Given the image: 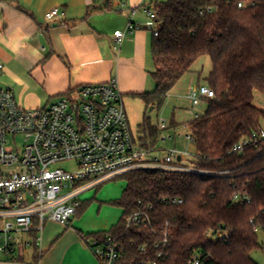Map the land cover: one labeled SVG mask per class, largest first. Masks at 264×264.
Here are the masks:
<instances>
[{
	"label": "trees",
	"instance_id": "16d2710c",
	"mask_svg": "<svg viewBox=\"0 0 264 264\" xmlns=\"http://www.w3.org/2000/svg\"><path fill=\"white\" fill-rule=\"evenodd\" d=\"M212 4L168 0L155 5L160 28L152 42L151 76L156 90L132 95L146 105L138 137L143 148H156L163 132L151 123L148 111L162 109L202 57L212 62L205 82L215 98L188 125L196 158L184 165L197 172L147 169L125 174L127 186L116 202L124 210L122 219L110 231L83 235L88 245L108 236L116 240L122 252L118 264H187L196 252L202 253V264H259L253 254L263 250L264 141L242 152L232 149L264 128V110L254 105L256 93L264 95V0L246 10L220 3L213 13L200 14ZM178 128L175 121L169 125ZM166 195L183 204L163 205L160 199ZM235 195L250 203L235 202ZM82 210L83 204L77 214ZM138 211L149 215L150 226L128 223ZM33 248L32 262L19 261L39 264L40 248Z\"/></svg>",
	"mask_w": 264,
	"mask_h": 264
},
{
	"label": "built area",
	"instance_id": "2783aa9c",
	"mask_svg": "<svg viewBox=\"0 0 264 264\" xmlns=\"http://www.w3.org/2000/svg\"><path fill=\"white\" fill-rule=\"evenodd\" d=\"M211 1L213 4L202 10L201 15L213 13L220 3L234 4L239 10L259 5V0ZM154 8V0L138 7L148 21L145 25L130 23L126 31L116 32L114 52H120L127 33L145 29L154 38L159 36ZM62 15L55 8L47 13L46 19L54 22ZM4 68L0 64V77ZM214 98L215 93L207 84H191L189 113L198 118L200 115L193 108ZM158 127L161 131L169 130L165 120ZM19 137L23 139L21 145ZM180 137L194 144L191 133ZM263 141L264 128L242 139L232 152L259 147ZM157 152L156 148H143L139 139L133 137L116 78L107 83L82 85L43 109L23 108L13 91L0 89V258L16 260L25 257L29 246L40 248L45 224L52 221L69 225L77 215L81 194L107 181L147 169L197 172L184 165L190 156L187 150L175 145L166 150L163 158ZM61 162L74 163V170L51 168ZM160 200L163 205L183 204L182 199L167 195ZM234 201L250 203L249 198L239 195L234 196ZM128 223L150 226L151 220L147 213L138 211L128 218ZM24 233L31 239L23 238ZM223 238L221 235L220 239ZM89 246L103 264H118L122 257L119 244L111 236ZM202 259V253L196 252L187 264H202Z\"/></svg>",
	"mask_w": 264,
	"mask_h": 264
},
{
	"label": "crops",
	"instance_id": "0c3cea01",
	"mask_svg": "<svg viewBox=\"0 0 264 264\" xmlns=\"http://www.w3.org/2000/svg\"><path fill=\"white\" fill-rule=\"evenodd\" d=\"M159 3L163 2L154 0L155 5ZM144 4L150 2L0 0L3 87L19 93L18 99L29 108L53 104L82 85L113 78L118 80L122 99L144 93L153 36L145 29L127 33L120 52L113 51L116 32L126 31L130 23L145 25L148 21L138 9ZM55 8L63 15L48 22L46 15ZM194 81L192 76L190 83ZM78 225L73 219L69 225L48 221L41 233L39 264H103L83 238L100 232L81 230ZM0 264L24 263L17 258Z\"/></svg>",
	"mask_w": 264,
	"mask_h": 264
},
{
	"label": "rangeland",
	"instance_id": "374dc122",
	"mask_svg": "<svg viewBox=\"0 0 264 264\" xmlns=\"http://www.w3.org/2000/svg\"><path fill=\"white\" fill-rule=\"evenodd\" d=\"M150 2V0H148ZM158 2H167L168 0H157ZM152 38L153 34L151 31H147ZM150 59V58H149ZM147 75L145 79V91L144 93H152L156 90V83L153 80L151 73L154 71V63L151 59L146 67ZM212 70V62L209 57H202L194 66L193 71L186 76H184L177 86L170 93L165 105L162 109H154L148 111V116L151 118V123L154 126H158L161 121H166L169 125L173 121L179 124V128L174 130H167L161 133L159 141L157 143L156 151L163 158L165 156L166 150L177 145L179 149L187 150L190 154L188 158L184 161L185 163L189 160H194L196 158L195 145L187 141L185 138H181L184 135L189 134V122L194 119V117L189 113L191 109V104L188 99V90L190 87V80L192 76L195 77V85H199V82H203ZM198 77V78H197ZM200 78V80H199ZM5 77L4 74L0 77V89H4L3 81ZM206 84V83H205ZM12 91V90H11ZM17 102L23 108H29V105L22 103L19 99V93H14ZM124 107L128 116V121L132 135L135 139L140 136L139 126L144 120L146 113V105L140 99L134 98L132 96H123ZM254 105L262 110H264V95L256 93L254 99ZM46 104H42L39 108L43 109ZM208 104L204 102L201 106L194 107L193 111L200 116L204 115L207 111ZM171 137L172 140H167L164 142L162 139ZM23 139L18 138V144H22ZM52 169H63V170H74L75 165L72 162H61L55 164L51 167ZM127 186V181L120 177L114 180L107 181L100 185L99 187L92 188L85 193L81 194L80 201L83 204V210L79 214L75 215L72 219L73 221H79L78 228L81 230H92L94 232H104L107 228L109 231L116 226L124 215V210L121 209L116 202L122 197L123 190ZM80 204V205H81ZM115 224L110 227V224ZM107 232V231H106ZM35 237V236H32ZM23 238H30L27 233L23 234ZM259 238L261 243H263V250H260L254 254L259 264H264V231L259 233ZM34 255L33 246L27 248V253L25 254L24 260L29 263L32 262ZM2 262H12L14 259L0 258Z\"/></svg>",
	"mask_w": 264,
	"mask_h": 264
}]
</instances>
